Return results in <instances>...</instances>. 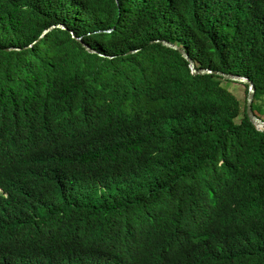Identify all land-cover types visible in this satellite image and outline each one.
<instances>
[{
    "label": "trees",
    "instance_id": "1",
    "mask_svg": "<svg viewBox=\"0 0 264 264\" xmlns=\"http://www.w3.org/2000/svg\"><path fill=\"white\" fill-rule=\"evenodd\" d=\"M162 41L264 121V0H0V264H264V128Z\"/></svg>",
    "mask_w": 264,
    "mask_h": 264
},
{
    "label": "water",
    "instance_id": "2",
    "mask_svg": "<svg viewBox=\"0 0 264 264\" xmlns=\"http://www.w3.org/2000/svg\"><path fill=\"white\" fill-rule=\"evenodd\" d=\"M89 52L94 53L95 51L90 49L87 45L83 44L81 42V39L78 38L77 39ZM161 43L163 46H167L176 50H179L181 55L188 61L189 63V67L190 70L193 74H215V75H221L223 76L225 79H229L232 81H236V82H242L248 85V93H247V105H246V110H247V115L250 119V121L252 122V124H254L258 129L264 128V121L261 120L260 118H258L253 110H252V104H253V99H254V93H255V85L254 82L249 79L246 76H242V75H236V74H226L223 72H219V71H212L210 69H199L197 70L195 68V64L193 62V60L188 56V54L186 52H184L181 48L172 45L168 42L162 41V42H158Z\"/></svg>",
    "mask_w": 264,
    "mask_h": 264
},
{
    "label": "rangeland",
    "instance_id": "3",
    "mask_svg": "<svg viewBox=\"0 0 264 264\" xmlns=\"http://www.w3.org/2000/svg\"><path fill=\"white\" fill-rule=\"evenodd\" d=\"M225 84L229 90H231L233 93L237 95L238 99H240V101L242 102L243 107H245L246 99H247L246 84L242 82H236V81L227 82ZM259 104L263 105L264 99L259 101Z\"/></svg>",
    "mask_w": 264,
    "mask_h": 264
},
{
    "label": "bare ground",
    "instance_id": "4",
    "mask_svg": "<svg viewBox=\"0 0 264 264\" xmlns=\"http://www.w3.org/2000/svg\"><path fill=\"white\" fill-rule=\"evenodd\" d=\"M152 250H154V249H152ZM156 253V252H155ZM158 262H160V261H158ZM160 264V263H159Z\"/></svg>",
    "mask_w": 264,
    "mask_h": 264
}]
</instances>
